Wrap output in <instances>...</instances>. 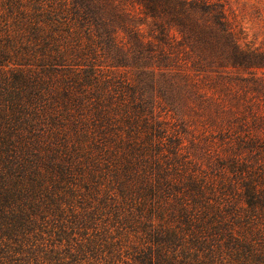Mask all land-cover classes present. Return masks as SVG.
<instances>
[{
	"label": "trees",
	"instance_id": "trees-1",
	"mask_svg": "<svg viewBox=\"0 0 264 264\" xmlns=\"http://www.w3.org/2000/svg\"><path fill=\"white\" fill-rule=\"evenodd\" d=\"M136 4L0 0V264H264L261 114L185 144L154 84L188 82L176 34L140 22L173 1Z\"/></svg>",
	"mask_w": 264,
	"mask_h": 264
},
{
	"label": "rangeland",
	"instance_id": "rangeland-1",
	"mask_svg": "<svg viewBox=\"0 0 264 264\" xmlns=\"http://www.w3.org/2000/svg\"><path fill=\"white\" fill-rule=\"evenodd\" d=\"M137 0H122L137 14ZM172 19L156 22L143 18L142 31L156 36L162 27L176 34L171 68L188 67V82L169 77V71L154 76L160 100L170 112H159L162 119L177 126L185 144L204 133L218 134L225 125L236 126L235 114L240 100L251 106L264 124V0H172ZM157 5L161 3L155 2ZM224 11L233 35L223 31L216 20L204 13L206 5ZM164 6V5H161ZM141 16V15H140ZM173 21V23L171 22ZM136 23H139L137 20ZM162 28V29H163ZM181 32V33H179ZM154 34V35H153ZM154 60L141 59L135 66L154 70ZM135 74V70L132 71ZM196 75V76H195ZM148 84L150 80L145 79ZM207 92L208 95H204ZM161 111V110H160Z\"/></svg>",
	"mask_w": 264,
	"mask_h": 264
}]
</instances>
